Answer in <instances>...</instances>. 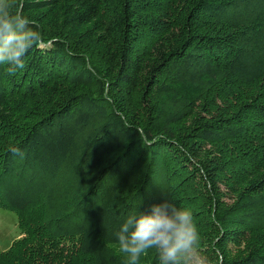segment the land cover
<instances>
[{
	"label": "trees",
	"instance_id": "16d2710c",
	"mask_svg": "<svg viewBox=\"0 0 264 264\" xmlns=\"http://www.w3.org/2000/svg\"><path fill=\"white\" fill-rule=\"evenodd\" d=\"M15 4L41 43L0 65V264H129L109 231L166 198L210 264H264V0Z\"/></svg>",
	"mask_w": 264,
	"mask_h": 264
},
{
	"label": "clouds",
	"instance_id": "9594fccd",
	"mask_svg": "<svg viewBox=\"0 0 264 264\" xmlns=\"http://www.w3.org/2000/svg\"><path fill=\"white\" fill-rule=\"evenodd\" d=\"M39 43L41 33L30 24L23 5L0 0V65L14 75L24 68L27 52ZM109 234L128 255L129 264H136L149 250L156 252L157 264H210L199 250V229L191 210L168 198L153 205L147 214L135 210Z\"/></svg>",
	"mask_w": 264,
	"mask_h": 264
},
{
	"label": "rangeland",
	"instance_id": "374dc122",
	"mask_svg": "<svg viewBox=\"0 0 264 264\" xmlns=\"http://www.w3.org/2000/svg\"><path fill=\"white\" fill-rule=\"evenodd\" d=\"M19 238H21V235L15 212L9 209H0V252L7 251L12 242ZM116 251L129 259L127 254L120 251V248H117ZM147 253L153 257L156 252L154 250H149ZM147 253L141 256L146 257Z\"/></svg>",
	"mask_w": 264,
	"mask_h": 264
}]
</instances>
